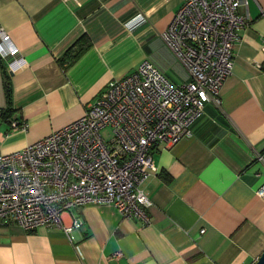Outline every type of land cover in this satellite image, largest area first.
<instances>
[{
    "label": "crops",
    "instance_id": "crops-1",
    "mask_svg": "<svg viewBox=\"0 0 264 264\" xmlns=\"http://www.w3.org/2000/svg\"><path fill=\"white\" fill-rule=\"evenodd\" d=\"M184 0H0V28L18 53L3 59L12 114L0 118V151L37 141L80 117L107 84L149 60L176 84L186 68L162 38ZM264 0H248L231 73L191 133L154 147L150 221L112 205L61 213L68 234L0 225V264H254L264 251ZM145 22L131 27L139 18ZM131 27V28H130ZM81 36L89 45L61 58ZM0 72V109L6 107ZM25 123L13 130L11 122ZM204 229L203 232H200Z\"/></svg>",
    "mask_w": 264,
    "mask_h": 264
},
{
    "label": "built area",
    "instance_id": "built-area-1",
    "mask_svg": "<svg viewBox=\"0 0 264 264\" xmlns=\"http://www.w3.org/2000/svg\"><path fill=\"white\" fill-rule=\"evenodd\" d=\"M145 20L139 15L131 27ZM249 21L248 0H184L162 38L189 81L176 84L144 59L111 80L80 117L21 149L0 151V225L68 234L61 213L88 204L112 205L123 217L148 223L151 200L140 185L154 169V147L190 135L231 73L239 31ZM8 42L0 28L2 59L18 53ZM11 127L26 125L12 121ZM257 158L264 166V153ZM256 194L264 197V184Z\"/></svg>",
    "mask_w": 264,
    "mask_h": 264
},
{
    "label": "trees",
    "instance_id": "trees-1",
    "mask_svg": "<svg viewBox=\"0 0 264 264\" xmlns=\"http://www.w3.org/2000/svg\"><path fill=\"white\" fill-rule=\"evenodd\" d=\"M89 45V39L86 36H81L78 41H76L64 54L61 58V62L64 60H69L70 62L75 60L80 53L86 49ZM0 72L4 74V93L6 97V107L0 109V118L7 121L10 120L12 114V103H11V94L10 87L7 80V74L4 71L3 59L0 57Z\"/></svg>",
    "mask_w": 264,
    "mask_h": 264
},
{
    "label": "water",
    "instance_id": "water-1",
    "mask_svg": "<svg viewBox=\"0 0 264 264\" xmlns=\"http://www.w3.org/2000/svg\"><path fill=\"white\" fill-rule=\"evenodd\" d=\"M254 264H264V251L260 254L258 259L254 262Z\"/></svg>",
    "mask_w": 264,
    "mask_h": 264
},
{
    "label": "rangeland",
    "instance_id": "rangeland-1",
    "mask_svg": "<svg viewBox=\"0 0 264 264\" xmlns=\"http://www.w3.org/2000/svg\"><path fill=\"white\" fill-rule=\"evenodd\" d=\"M102 135H104L105 137H108V133L110 132V128L109 127H105L102 129Z\"/></svg>",
    "mask_w": 264,
    "mask_h": 264
}]
</instances>
